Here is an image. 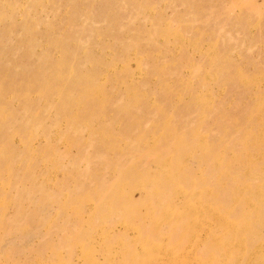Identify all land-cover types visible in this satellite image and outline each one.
<instances>
[{"label":"rangeland","instance_id":"rangeland-1","mask_svg":"<svg viewBox=\"0 0 264 264\" xmlns=\"http://www.w3.org/2000/svg\"><path fill=\"white\" fill-rule=\"evenodd\" d=\"M264 264V0H0V264Z\"/></svg>","mask_w":264,"mask_h":264},{"label":"bare ground","instance_id":"bare-ground-1","mask_svg":"<svg viewBox=\"0 0 264 264\" xmlns=\"http://www.w3.org/2000/svg\"><path fill=\"white\" fill-rule=\"evenodd\" d=\"M238 264V263H237Z\"/></svg>","mask_w":264,"mask_h":264}]
</instances>
